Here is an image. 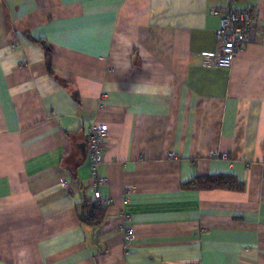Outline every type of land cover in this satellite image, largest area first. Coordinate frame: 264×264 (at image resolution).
I'll use <instances>...</instances> for the list:
<instances>
[{
  "label": "crops",
  "instance_id": "1",
  "mask_svg": "<svg viewBox=\"0 0 264 264\" xmlns=\"http://www.w3.org/2000/svg\"><path fill=\"white\" fill-rule=\"evenodd\" d=\"M247 5L210 70L209 11ZM221 175L244 189L185 187ZM0 264H264V0H0Z\"/></svg>",
  "mask_w": 264,
  "mask_h": 264
},
{
  "label": "built area",
  "instance_id": "2",
  "mask_svg": "<svg viewBox=\"0 0 264 264\" xmlns=\"http://www.w3.org/2000/svg\"><path fill=\"white\" fill-rule=\"evenodd\" d=\"M211 16L219 17L220 27L216 32L217 53L210 58L208 68L212 71L230 70L238 54L246 50L251 41L254 40L253 17L255 10L253 6L247 5L244 9L232 7H216L209 11ZM109 133L107 129L92 124L88 128L87 148L92 163L93 178V198L101 202L103 206H108L111 201L105 200L101 194V188L107 185V180L99 176V167L104 161L103 145L107 141ZM173 156V155H171ZM213 159L227 160L226 154L212 152ZM66 186L67 183H63ZM128 238H131L132 229L127 227Z\"/></svg>",
  "mask_w": 264,
  "mask_h": 264
},
{
  "label": "trees",
  "instance_id": "3",
  "mask_svg": "<svg viewBox=\"0 0 264 264\" xmlns=\"http://www.w3.org/2000/svg\"><path fill=\"white\" fill-rule=\"evenodd\" d=\"M50 53H48V58ZM244 185L230 176H213L204 179H195L188 183L185 187L195 190H213L214 189H225L233 191H242ZM86 208V207H85ZM105 217V209L97 208L96 204L92 205V211L85 217L83 215V220L85 222H93L95 225H100Z\"/></svg>",
  "mask_w": 264,
  "mask_h": 264
}]
</instances>
